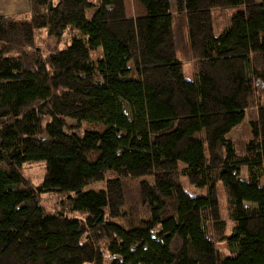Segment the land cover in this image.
<instances>
[{"label":"trees","instance_id":"1","mask_svg":"<svg viewBox=\"0 0 264 264\" xmlns=\"http://www.w3.org/2000/svg\"><path fill=\"white\" fill-rule=\"evenodd\" d=\"M28 2L0 16V264H264V0Z\"/></svg>","mask_w":264,"mask_h":264},{"label":"rangeland","instance_id":"2","mask_svg":"<svg viewBox=\"0 0 264 264\" xmlns=\"http://www.w3.org/2000/svg\"><path fill=\"white\" fill-rule=\"evenodd\" d=\"M127 2H128V6L130 5L129 9L132 10V8H133L132 0H127ZM27 11H25V12H27ZM25 12H21V14L25 13ZM227 15H228V11H225V10L217 9L214 11L215 21L221 26L224 23L223 21L226 20ZM13 16H15V15H13ZM22 17H23V19L29 18L28 16H22ZM46 35H47L46 29H40L37 31V34H36V44L43 50L47 49V46L49 43ZM67 41H68V38L64 39V44ZM50 43H52V42H50ZM181 53H182V56H185V54L187 56L186 50H184V49H182V51L180 50V54ZM184 64H185L184 73H185L186 77L189 79L193 78V76H194V74H193L194 73L193 72L194 71V62H192L191 60H189V61L185 60ZM261 103L264 104V95L261 98ZM249 116L250 115H247V117H245L244 120L240 124L233 127L227 133V137L234 138L238 141H243V142L245 140L251 138L252 132H251V126H250V123L248 120ZM23 172L29 181H31L35 185H38L43 180V177L45 174V163L39 162V163L25 164L23 167ZM242 175L244 177L247 176L245 168L242 171ZM184 183H185L186 189L188 191L192 192L193 194H205V192H206V189L194 187V186L188 184L186 181H184ZM102 187H103V183H96V184H93V185H90L89 187H87V190H98V189H101ZM61 198L62 197L54 195V194H48V195L43 196L42 203L45 205V207L47 209L56 210L57 208L60 207L59 204H60ZM220 206H221V210H222V214H223L222 216H223V218L226 219L228 217L227 202H226L225 192L222 189L220 190ZM144 213L145 212L143 211V215H144ZM231 225H232L231 222L228 221V230L230 229ZM218 247L222 251V254L228 253L226 242L218 243Z\"/></svg>","mask_w":264,"mask_h":264},{"label":"crops","instance_id":"3","mask_svg":"<svg viewBox=\"0 0 264 264\" xmlns=\"http://www.w3.org/2000/svg\"><path fill=\"white\" fill-rule=\"evenodd\" d=\"M28 9V0H0V16L15 15Z\"/></svg>","mask_w":264,"mask_h":264}]
</instances>
